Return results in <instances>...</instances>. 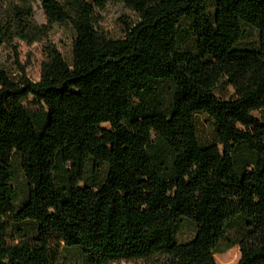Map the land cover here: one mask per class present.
I'll use <instances>...</instances> for the list:
<instances>
[{
    "label": "trees",
    "instance_id": "1",
    "mask_svg": "<svg viewBox=\"0 0 264 264\" xmlns=\"http://www.w3.org/2000/svg\"><path fill=\"white\" fill-rule=\"evenodd\" d=\"M109 6L129 11L118 36L100 26ZM211 8L0 0V264H216L222 241L264 264V0ZM60 26L68 57L48 41ZM20 43L43 47L37 81Z\"/></svg>",
    "mask_w": 264,
    "mask_h": 264
},
{
    "label": "rangeland",
    "instance_id": "2",
    "mask_svg": "<svg viewBox=\"0 0 264 264\" xmlns=\"http://www.w3.org/2000/svg\"><path fill=\"white\" fill-rule=\"evenodd\" d=\"M208 6L210 10H212L211 5L213 0H207ZM35 18L38 23L44 22L43 12L41 11L38 5L34 6ZM123 15H129V11L125 10L122 6H109L107 7L105 12L101 13V23L100 26L107 30L110 34L114 36H118L121 31V24L119 19ZM71 33L67 27H56L50 36L48 37V41L52 43L65 57L69 56L70 48H71ZM189 39H187L188 41ZM257 37L254 31L249 30L243 41L245 45L253 46L256 43ZM19 61L21 65L25 67V74H27L28 79L37 81L39 79V69L40 64L43 61V47L42 45L35 43L33 45L26 46L23 43H20L19 47ZM215 92L217 96L222 99H226L231 96L232 89L225 84L224 82L219 83L216 87ZM197 131L199 134V138L203 143H210L213 141L214 131L212 130V123L210 119L201 114L197 115L196 118ZM103 128H108L107 124L102 125ZM15 188L17 195L22 196L25 192V182H23V177L20 169L16 168L15 173ZM192 225L183 222L177 231V238L180 240H187L191 234ZM219 253H215L214 258L216 264H236L240 253L238 251L237 246L226 249V241H222L219 243L217 247ZM112 264H145L140 261H128V262H115Z\"/></svg>",
    "mask_w": 264,
    "mask_h": 264
}]
</instances>
